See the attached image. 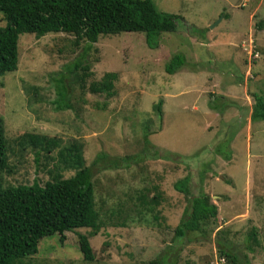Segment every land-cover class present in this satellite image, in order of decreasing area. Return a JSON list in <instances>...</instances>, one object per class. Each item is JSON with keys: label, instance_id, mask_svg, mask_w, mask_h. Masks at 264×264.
<instances>
[{"label": "rangeland", "instance_id": "obj_1", "mask_svg": "<svg viewBox=\"0 0 264 264\" xmlns=\"http://www.w3.org/2000/svg\"><path fill=\"white\" fill-rule=\"evenodd\" d=\"M151 1L179 16L155 48L140 32L100 35L92 44H75L64 32L18 35L16 69L0 76V118L9 146L2 185L71 175L59 155L71 144L85 165L99 151L122 163L92 176L95 234L76 228L61 243L54 234L42 237L36 254L18 264H146L153 258L227 264L220 250L264 264V119L249 117L251 94L264 91V0ZM177 52L184 68L165 73ZM76 62L88 66L81 85ZM106 71L116 73L110 93L91 92L89 85ZM60 82L69 109L56 107ZM157 101L160 112L153 110ZM24 132L57 144L50 153L19 146L15 139ZM185 175L191 194L205 193L216 214L200 231L176 237L187 196L173 182ZM156 194L159 199L152 198ZM251 231L255 238L248 241ZM77 233L88 238L89 261L78 249Z\"/></svg>", "mask_w": 264, "mask_h": 264}, {"label": "trees", "instance_id": "obj_2", "mask_svg": "<svg viewBox=\"0 0 264 264\" xmlns=\"http://www.w3.org/2000/svg\"><path fill=\"white\" fill-rule=\"evenodd\" d=\"M0 13L5 21V25L0 27V76L16 69V43L20 33H33L37 37L48 32L71 33L75 44L81 39L92 44L100 35L140 32L144 35L145 45L155 48L160 34L173 31L175 19L179 18L178 15L159 11L151 0H0ZM183 64L184 56L177 52L170 55L163 69L165 73L173 74ZM78 67L82 71L75 74V78L81 85L88 76V66L76 62L72 68L76 70ZM115 79L116 73L106 71L98 81L89 85V90L109 94ZM58 85L60 91L56 93H59L61 104L56 100V107L71 108L63 99L66 88L61 82ZM262 94H251L250 120L264 119V91ZM160 104V101L155 103V112H160ZM15 140L19 146L29 144L49 153L57 144L55 138L29 132L21 133ZM8 149L0 118V264H18L21 259L36 254L38 241L45 236L57 235L61 243L64 233L76 228H89L91 234H95L98 212L94 206L92 176L97 170L122 164L121 161L118 163V159L99 151L85 165L79 153L73 154L77 147L71 144L65 148L66 153L59 152L65 161L64 168L74 170L71 175H55L42 184L33 180L29 184L3 186L2 173L9 170ZM173 188L187 196L186 215L174 227L176 237L185 231H200L202 223L215 217L216 206L209 202L205 193L198 191L197 195L191 194L188 175L175 180ZM152 198L159 199V195ZM157 202L154 200L152 203ZM254 234L253 231L249 233L248 241ZM77 244L83 260H91L87 236L77 233ZM219 253L227 264H250L245 257L239 260L230 251L220 250ZM146 264L174 262L153 258Z\"/></svg>", "mask_w": 264, "mask_h": 264}, {"label": "crops", "instance_id": "obj_3", "mask_svg": "<svg viewBox=\"0 0 264 264\" xmlns=\"http://www.w3.org/2000/svg\"><path fill=\"white\" fill-rule=\"evenodd\" d=\"M240 46H242V45H240ZM184 62H185V61H184ZM184 64H185V63H184ZM184 64H183V65H184ZM183 65L179 68L178 72H179L180 70H182V68H184ZM185 69H186V68H185ZM187 71L189 72L190 70H186L185 73H187ZM187 75L191 76L190 73H188Z\"/></svg>", "mask_w": 264, "mask_h": 264}, {"label": "built area", "instance_id": "obj_4", "mask_svg": "<svg viewBox=\"0 0 264 264\" xmlns=\"http://www.w3.org/2000/svg\"><path fill=\"white\" fill-rule=\"evenodd\" d=\"M243 43H245V42H242V44H241V45H242V47L244 46V44H243Z\"/></svg>", "mask_w": 264, "mask_h": 264}]
</instances>
